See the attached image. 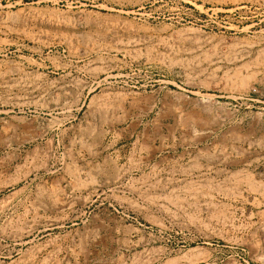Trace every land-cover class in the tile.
<instances>
[{
	"label": "rangeland",
	"instance_id": "rangeland-1",
	"mask_svg": "<svg viewBox=\"0 0 264 264\" xmlns=\"http://www.w3.org/2000/svg\"><path fill=\"white\" fill-rule=\"evenodd\" d=\"M0 264H264V0H0Z\"/></svg>",
	"mask_w": 264,
	"mask_h": 264
}]
</instances>
